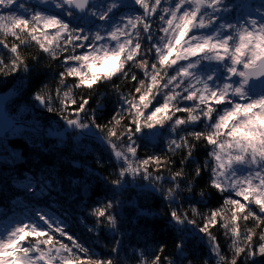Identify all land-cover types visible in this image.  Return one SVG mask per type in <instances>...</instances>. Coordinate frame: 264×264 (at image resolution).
<instances>
[{
    "label": "snow or ice",
    "instance_id": "1",
    "mask_svg": "<svg viewBox=\"0 0 264 264\" xmlns=\"http://www.w3.org/2000/svg\"><path fill=\"white\" fill-rule=\"evenodd\" d=\"M123 8L128 12L117 16ZM228 11L226 0H38L31 7L21 0H0V47L7 51L6 56L0 55V75L28 72L29 60L39 62V54H21V47L29 45L58 62L62 70L55 89L45 84L34 99L67 126L84 130L78 136L98 130L101 142L118 161L114 178L103 177L106 182L119 189L129 176H143L155 187L164 178L162 170L171 172L170 157H138L141 135L155 138L167 130L173 136L168 151L183 150L181 169L169 177L171 187L156 189L169 200L168 215L180 233L174 252L163 256L161 245L150 261L141 255L138 264H177V260L194 264L190 253L184 255L188 225L208 236L217 264H238L239 257L249 264L256 256L264 257V13L259 19L233 23L220 15ZM8 37L13 38L11 44ZM100 67L105 70L97 71ZM114 77L135 83L126 94L114 85L117 109L101 125L96 110L87 108L89 96H76L74 89L91 92ZM69 78H74L71 85ZM57 102L58 107H53ZM185 102L191 106H182ZM200 125L199 131H186ZM201 141L207 155L192 170L187 192H193L195 179L207 171V185L224 202L201 217L202 225H196L186 211L171 204L179 198L180 182L187 179L183 166L192 161ZM153 165L155 177L150 171ZM198 195L203 197L204 190ZM118 205L115 197L96 202L88 212L93 220L87 231H118ZM192 211L196 212L194 205ZM54 212L33 210L30 217L0 227V264H116L111 256L96 257ZM249 220H255L253 228L247 227ZM220 221H225V234L233 241L230 259L219 251L209 231ZM240 221L245 222L243 231ZM118 245L119 241L112 253L119 252Z\"/></svg>",
    "mask_w": 264,
    "mask_h": 264
},
{
    "label": "trees",
    "instance_id": "2",
    "mask_svg": "<svg viewBox=\"0 0 264 264\" xmlns=\"http://www.w3.org/2000/svg\"><path fill=\"white\" fill-rule=\"evenodd\" d=\"M105 2L110 3V0ZM151 2L153 0H149V3ZM226 3L231 6L233 16L237 1L229 0ZM12 42L13 38L8 37V43ZM20 51L25 56L39 54V62L29 60L31 68L28 72L20 71L19 74L11 76L0 75V91L8 88L13 90L12 96L5 104L8 114L14 116L17 108L26 107L28 114L24 117L38 119L40 128L33 129L25 124L26 127H23L19 135L7 133L0 138V225H9L30 217L33 210L54 209L55 212L52 214L59 215L70 232L89 247L96 257L106 259L111 256L116 264H138L141 255L150 261L161 245L164 246L162 255L171 256L174 252V242L180 233L168 215L169 200L162 191L156 189L161 186L164 189L171 187L169 182L171 173L181 169L183 150L174 153L168 151L167 142L173 136L165 130L158 133L155 138L141 135L137 141L139 158L156 154L170 157L173 161L171 172L162 170L164 178L157 182L155 187L152 181L137 176L135 179L128 177L122 188H114L103 177L109 176V180L114 178L118 162L103 143L98 144L88 137H79L75 131L68 133L63 139L49 138L44 134L45 128L53 126L61 128L66 123L55 112H48L42 107L34 99L33 94L45 84L54 90L56 76L62 69L58 62L51 61L34 46L21 47ZM0 55H7V51L2 47ZM137 75L142 78V73L138 70ZM73 81L74 78H69V85ZM134 83L123 77H114L111 82H101L91 92L87 89L83 92L74 89V95L89 96L88 110L95 109L97 122L104 125L111 119L119 102L114 85H119L120 92L126 94L132 90ZM47 91L48 88H45L44 92ZM98 103L100 107H97ZM53 107H58V102ZM177 115L186 116L187 113ZM202 127L203 125L195 129L189 127L186 131H199ZM93 130L98 132L95 128ZM148 132L146 129L145 133ZM207 151L208 148L203 141L197 143L192 161H186L183 166L187 179L180 182L179 198L171 204V207L186 211L189 219L196 220V225H202L201 217L209 215L212 209L219 208L224 202L223 196L207 185L209 178L207 171L195 179L193 192L191 194L187 192L186 185L188 180L192 179V170L197 163L203 164ZM97 160H102V163L98 164ZM154 168L155 165L150 171L155 177L158 173L153 171ZM27 186L32 189L31 192L25 190ZM201 189L205 192L203 197L198 195ZM112 197L119 200L115 212L118 231L113 233L107 228H102L88 232L87 227L93 220L88 216L90 208L96 202ZM193 205L196 212L192 211ZM253 210L258 213L256 206H253ZM224 223L225 221H220L218 225L210 226L209 231L216 237L215 243L219 251L230 259L233 241L225 234L226 229L222 226ZM240 223L243 231L245 222ZM255 223V220H249L247 227L253 228ZM255 230L259 232V229ZM184 238L186 242L184 255L190 253L194 264H204L205 261L207 264H217V257L211 253L208 236L200 233L197 226L188 225ZM117 241L119 252L112 253L111 249ZM65 242L70 243L66 239ZM237 259L238 264H245L243 257ZM249 264H264V257L256 256Z\"/></svg>",
    "mask_w": 264,
    "mask_h": 264
},
{
    "label": "rangeland",
    "instance_id": "3",
    "mask_svg": "<svg viewBox=\"0 0 264 264\" xmlns=\"http://www.w3.org/2000/svg\"><path fill=\"white\" fill-rule=\"evenodd\" d=\"M229 0H226V2H228ZM235 2L237 1V6L236 9L234 11V15H231V6L229 7V11L228 12H221L220 15L223 16L226 20H230L231 22L235 23L237 20L239 19H243V18H256L259 19V15L261 13H264V0H234ZM24 3H26L29 7H31L34 4H37L38 0H23ZM100 0H97V3H99ZM111 2V0H110ZM125 3H128V0H124ZM169 2H171V0H169ZM165 7L167 6V4L164 5ZM50 11L55 12L56 9L52 8L50 9ZM128 12V8H123V10L121 12H117L116 15L120 16V15H124L125 13ZM97 23H99L97 21ZM92 30L95 31V26H92ZM105 69L103 67L97 68V71L103 72ZM183 106H191V102H185V104ZM28 114L27 108L26 107H19L17 108V111L15 112L14 116L11 115L12 117H14L16 119V125L14 127H12L10 129V131L8 132L9 135H19V133L21 132V130L23 129V127H26L25 124H27L28 126L34 128H40V121L36 118H25L24 116ZM10 115V114H9ZM30 125H29V124ZM53 125H56L55 123H53ZM52 125V126H53ZM56 127V126H55ZM54 128V126H53ZM46 129V128H45ZM90 133H98L96 130H93ZM118 162V161H117ZM131 177V176H129ZM148 185L152 186V184H150L149 182H147ZM28 188H30L29 186L25 187V190H28ZM235 198V197H234ZM258 210V208H256ZM259 212V210H258ZM15 222L11 223L14 224ZM9 224V225H11ZM9 225H0V227H6Z\"/></svg>",
    "mask_w": 264,
    "mask_h": 264
},
{
    "label": "water",
    "instance_id": "4",
    "mask_svg": "<svg viewBox=\"0 0 264 264\" xmlns=\"http://www.w3.org/2000/svg\"><path fill=\"white\" fill-rule=\"evenodd\" d=\"M247 1H250V0H247ZM12 94H13V90L11 88L0 91V138L4 137L10 131V129L14 127L17 123L16 119L12 117L11 115H9L5 109V104L8 102ZM74 131L81 132V133L84 132L83 130L73 129L65 124L63 127L58 128V129L47 127L44 130V134L49 138L63 139L66 137L68 133H71ZM99 135H100L99 133L88 132L86 134L79 135V137H88L90 139H93L96 143L102 144L99 138Z\"/></svg>",
    "mask_w": 264,
    "mask_h": 264
},
{
    "label": "flooded vegetation",
    "instance_id": "5",
    "mask_svg": "<svg viewBox=\"0 0 264 264\" xmlns=\"http://www.w3.org/2000/svg\"><path fill=\"white\" fill-rule=\"evenodd\" d=\"M21 2H23V0H21Z\"/></svg>",
    "mask_w": 264,
    "mask_h": 264
}]
</instances>
